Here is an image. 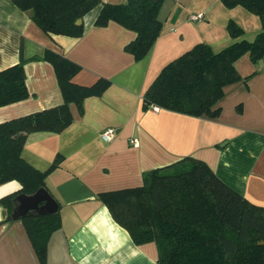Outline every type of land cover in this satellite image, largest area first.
I'll return each instance as SVG.
<instances>
[{
	"label": "crops",
	"instance_id": "crops-1",
	"mask_svg": "<svg viewBox=\"0 0 264 264\" xmlns=\"http://www.w3.org/2000/svg\"><path fill=\"white\" fill-rule=\"evenodd\" d=\"M98 12L99 5L83 16L80 37H48L27 12L0 0V69L25 59L29 92L25 99L0 106V122L63 102L52 64L40 58L47 48L79 65L74 83L109 79L101 95L83 100L82 113L70 104L73 121L67 127L31 132L23 146L22 156L40 170L62 156L45 178L61 217V226L49 237L45 264H158L155 243L135 244L97 194L138 186L144 171L190 156L204 161L247 200L264 206V57L252 63L246 53L236 60L238 72L248 77L223 87L216 117L143 107L145 90L168 61L197 42L214 51L233 42L226 30L230 19L243 27L247 40L261 23L243 7L227 8L219 0H164L161 32L136 60L125 50L136 33L115 21L95 25ZM194 12L204 18L191 21ZM107 127L115 129L109 141L100 136ZM12 182L17 181L0 187ZM0 264H41L20 220L0 224Z\"/></svg>",
	"mask_w": 264,
	"mask_h": 264
},
{
	"label": "trees",
	"instance_id": "trees-1",
	"mask_svg": "<svg viewBox=\"0 0 264 264\" xmlns=\"http://www.w3.org/2000/svg\"><path fill=\"white\" fill-rule=\"evenodd\" d=\"M27 12L32 23L48 37L78 38L83 24L78 19L99 5L94 24L115 21L133 30L135 38L125 50L136 60L143 58L162 29L159 11L164 0H11ZM225 7L241 6L256 15L260 31L252 40L233 19L226 23L235 39L218 51L197 42L162 66L143 94V107L156 106L192 116L216 117L223 87L245 80L235 67L242 55L252 63L264 57V0H219ZM38 58V57H33ZM55 72L63 102L0 122V184L15 180L22 188L0 199L4 218L0 224L20 220L41 264H45L47 243L61 226L59 208L52 213H28L13 219L15 196L46 188V176L62 160L57 154L40 170L22 156L27 135L36 131L60 132L72 121L70 104L79 113L83 100L101 95L110 85L100 77L91 85L71 79L79 65L63 54L45 49L40 57ZM25 59L0 69V106L28 97L23 65ZM98 199L111 217L123 227L135 244L154 242L158 264H264V206L256 205L225 184L202 160L190 156L142 173L138 186L102 191Z\"/></svg>",
	"mask_w": 264,
	"mask_h": 264
},
{
	"label": "water",
	"instance_id": "water-1",
	"mask_svg": "<svg viewBox=\"0 0 264 264\" xmlns=\"http://www.w3.org/2000/svg\"><path fill=\"white\" fill-rule=\"evenodd\" d=\"M81 23V19L76 21ZM59 204L46 188H39L32 194L20 193L15 196L12 212L13 219H19L28 213L38 212L41 214L57 211ZM0 220L4 218V211L0 209Z\"/></svg>",
	"mask_w": 264,
	"mask_h": 264
},
{
	"label": "built area",
	"instance_id": "built-area-1",
	"mask_svg": "<svg viewBox=\"0 0 264 264\" xmlns=\"http://www.w3.org/2000/svg\"><path fill=\"white\" fill-rule=\"evenodd\" d=\"M204 18V15L202 12H194V13H190L189 14V19L191 21H200ZM152 108H157L156 106H153ZM115 133V129L113 127H107L106 129H104L101 133L100 136L103 140L105 141H109L111 140V138L113 137ZM128 142L130 144H134L135 143V139L134 138H129Z\"/></svg>",
	"mask_w": 264,
	"mask_h": 264
},
{
	"label": "clouds",
	"instance_id": "clouds-1",
	"mask_svg": "<svg viewBox=\"0 0 264 264\" xmlns=\"http://www.w3.org/2000/svg\"><path fill=\"white\" fill-rule=\"evenodd\" d=\"M22 188L18 182H12L10 185L0 187V199H3L5 196L11 194L14 191H18Z\"/></svg>",
	"mask_w": 264,
	"mask_h": 264
},
{
	"label": "rangeland",
	"instance_id": "rangeland-1",
	"mask_svg": "<svg viewBox=\"0 0 264 264\" xmlns=\"http://www.w3.org/2000/svg\"><path fill=\"white\" fill-rule=\"evenodd\" d=\"M161 15H163V13L161 14ZM242 27V26H241ZM243 28V27H242Z\"/></svg>",
	"mask_w": 264,
	"mask_h": 264
}]
</instances>
